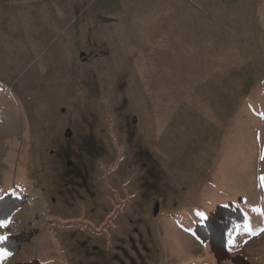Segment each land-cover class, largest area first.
<instances>
[{
    "label": "rangeland",
    "instance_id": "374dc122",
    "mask_svg": "<svg viewBox=\"0 0 264 264\" xmlns=\"http://www.w3.org/2000/svg\"><path fill=\"white\" fill-rule=\"evenodd\" d=\"M262 157L264 0H0V264H264Z\"/></svg>",
    "mask_w": 264,
    "mask_h": 264
},
{
    "label": "trees",
    "instance_id": "16d2710c",
    "mask_svg": "<svg viewBox=\"0 0 264 264\" xmlns=\"http://www.w3.org/2000/svg\"><path fill=\"white\" fill-rule=\"evenodd\" d=\"M242 221V213L238 207L231 204L226 206L218 205L203 224L194 228V232L203 242H210L213 250V245L218 240L217 237L231 231L236 224L242 223ZM24 242V237L20 238L18 235L9 234L0 245L4 249L12 246L13 250L11 251L15 252ZM229 258L233 264H236L241 259L239 255H230Z\"/></svg>",
    "mask_w": 264,
    "mask_h": 264
},
{
    "label": "crops",
    "instance_id": "0c3cea01",
    "mask_svg": "<svg viewBox=\"0 0 264 264\" xmlns=\"http://www.w3.org/2000/svg\"><path fill=\"white\" fill-rule=\"evenodd\" d=\"M189 31H190V30H189L188 28H186V35H187L188 33H190ZM193 33H194L195 35H197V36H199V35H204V34H205L204 32H202V31H200V30H197V29H195ZM183 43H184V42H183ZM184 44H185V43H184ZM186 46H187V45H186ZM180 50H185V49H180ZM179 53H180V52L176 53V55H179ZM182 55L186 56V52L184 51V53H183ZM180 60H183V58H178L176 61H178V63H180V65H182V66H176V64H175V65L173 66V69H172L171 73H175L173 79L176 80L175 77H177V78H180L181 80H180V81H175V80H170V79H169V80L172 81L171 83H172L173 85L176 84L177 86L182 87V91H180V92H183L182 96H184V95L186 94V75H185V74H186V69H185V64L182 63ZM174 67H176V69H175ZM183 70H184L183 74H180V72H182ZM141 73H142V70H141L140 73H139V71H138V74L141 75ZM141 76H142V75H141ZM170 95H173L171 98H173V97L175 96L173 93H171ZM183 106H184V108H185V105H183Z\"/></svg>",
    "mask_w": 264,
    "mask_h": 264
},
{
    "label": "snow or ice",
    "instance_id": "6c2138e0",
    "mask_svg": "<svg viewBox=\"0 0 264 264\" xmlns=\"http://www.w3.org/2000/svg\"><path fill=\"white\" fill-rule=\"evenodd\" d=\"M262 158H264V157H262ZM262 179H264V178H262ZM198 215H203V213H197ZM7 221H0V227H6L7 226ZM3 240H6V237H4V236H0V241H3ZM7 255H9V253L7 252V251H5V250H2V249H0V256H7Z\"/></svg>",
    "mask_w": 264,
    "mask_h": 264
}]
</instances>
